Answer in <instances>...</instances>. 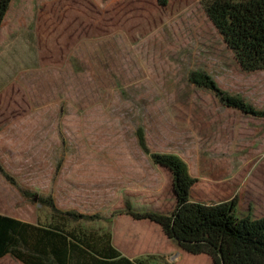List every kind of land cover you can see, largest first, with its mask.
Masks as SVG:
<instances>
[{
    "label": "rangeland",
    "instance_id": "rangeland-1",
    "mask_svg": "<svg viewBox=\"0 0 264 264\" xmlns=\"http://www.w3.org/2000/svg\"><path fill=\"white\" fill-rule=\"evenodd\" d=\"M193 70L264 109V69L240 67L202 0H12L0 27V164L16 184L0 172V212L50 221L21 187L100 214L77 223L87 230L111 229L127 203L170 213L171 176L140 148V127L151 151L184 157L193 200L238 199L234 178L264 171V118L190 83ZM152 225L153 264H214Z\"/></svg>",
    "mask_w": 264,
    "mask_h": 264
},
{
    "label": "trees",
    "instance_id": "trees-1",
    "mask_svg": "<svg viewBox=\"0 0 264 264\" xmlns=\"http://www.w3.org/2000/svg\"><path fill=\"white\" fill-rule=\"evenodd\" d=\"M157 1L160 5L168 2ZM11 2L0 0V27ZM202 5L241 68L248 72L264 69V0H202ZM188 80L213 92L223 105L264 118V109L220 87L208 72L193 70ZM136 135L144 153L170 171L175 204L170 213H163L137 211L127 203L126 213L158 224L184 251L209 255L214 264H264V216H236V197L216 203L193 200L191 189L198 178L190 173L187 162L175 153L151 151L143 128ZM0 172L16 184L1 164ZM19 190L47 207L50 221L34 224L0 214V257L10 254L24 264H136L114 247L109 231L87 230L77 224L99 220L100 214L61 209L52 194Z\"/></svg>",
    "mask_w": 264,
    "mask_h": 264
},
{
    "label": "crops",
    "instance_id": "crops-1",
    "mask_svg": "<svg viewBox=\"0 0 264 264\" xmlns=\"http://www.w3.org/2000/svg\"><path fill=\"white\" fill-rule=\"evenodd\" d=\"M234 110H237V109H234ZM171 153H175L179 155L180 157H182V155H180L177 152H171ZM158 166L163 169H166L160 165ZM166 170L171 176V186H172V175L168 169ZM253 171H251L250 173L247 172L245 176L241 175L240 177L237 176L236 178H234L235 179V182H234L235 183V195L238 198L235 211H238L240 216H245V215L250 214L254 218H259V217L264 216V171L263 172H253ZM196 184L193 185V187L196 186ZM193 187L191 189V192L194 191ZM52 195L54 197L56 205L59 208L68 209V207L66 206L68 205V200L67 201L64 199L61 200L58 197V193L56 191H54ZM191 198L193 197L191 196ZM65 202H67V204ZM245 203L247 204L245 205ZM0 214L7 215L10 217L20 219L22 221L34 223V224L39 222V220H35V221L25 220L18 216L9 215L5 213H1V212ZM114 219L112 218L111 220V225H112L111 229L105 228L103 226H98L102 228L103 230L109 231L111 233L112 243L114 247H116L122 253V255L134 261L136 264H153L152 260H156L157 256L156 254L152 252L153 250L151 251L150 249H148V246L150 242L152 241V238L149 239L146 234L149 235L148 230H152L153 228H155V226L152 225V223L153 224H156V223L146 220V219H134L127 213H125L124 215H120V217L118 216V218H116L118 222L115 221ZM122 221H125V223ZM140 221H145V223H140L137 226L136 224ZM128 225L133 226V228H137V229L136 230L129 229ZM144 229L146 230L144 231ZM161 232L163 233L162 229H161ZM143 233H146V234H143ZM149 236L152 237L151 235ZM150 259L152 260L150 261ZM0 264H24V263L12 255L6 254L0 257Z\"/></svg>",
    "mask_w": 264,
    "mask_h": 264
}]
</instances>
